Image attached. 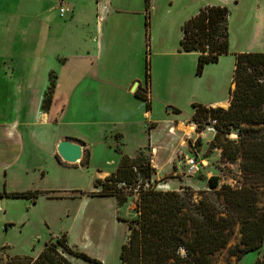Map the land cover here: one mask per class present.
<instances>
[{
    "label": "crops",
    "instance_id": "0c3cea01",
    "mask_svg": "<svg viewBox=\"0 0 264 264\" xmlns=\"http://www.w3.org/2000/svg\"><path fill=\"white\" fill-rule=\"evenodd\" d=\"M195 2L190 0L192 11L178 22L177 48L179 25L206 7ZM157 4L161 5L160 0H149L146 10L145 0H0V192L41 193L35 201L11 199L28 201L30 207L38 199L52 207L57 202L74 201L72 194L80 191L60 189V182L83 168L65 167L60 159L58 162L56 147L60 141H81L83 152L89 155V166L93 148L102 144L108 127L115 130L112 136L119 140L130 134L138 138L141 145L135 153L161 148L152 141L157 122L164 123L168 130L174 127L172 136L179 133L183 122L171 126V120L155 115L153 106L154 88L169 85H164L166 68H157L160 77L154 80L149 73L148 108L134 96L145 89L148 50L160 51L153 44L151 22ZM58 6L64 7V13L60 8L53 16L52 10ZM231 51L229 44V56H233ZM188 54L195 53H184L185 57ZM51 73L56 76L51 106L42 112ZM173 90L184 100L194 96L185 85L174 84ZM225 94L201 105L215 108L225 104L226 109L229 104ZM70 194L72 198L67 197ZM7 199L0 198V206L6 205ZM64 257L72 264L71 256Z\"/></svg>",
    "mask_w": 264,
    "mask_h": 264
},
{
    "label": "rangeland",
    "instance_id": "374dc122",
    "mask_svg": "<svg viewBox=\"0 0 264 264\" xmlns=\"http://www.w3.org/2000/svg\"><path fill=\"white\" fill-rule=\"evenodd\" d=\"M160 2L161 5L157 4L152 9L151 16L153 44H156L160 51L148 50L149 73L154 80L160 77L157 68H166L168 79H165L164 85L167 82L169 85L165 88H154L153 106L155 115L171 120V126L177 125L178 121L183 123L177 126L179 133L172 136L176 129L169 133L164 123L157 122L152 131V141L159 143L161 148L149 147L144 154L155 169L151 183L155 184L157 190L181 192L189 189L193 192V200L197 202L203 193L210 192L207 186L210 177L218 178V187L241 186L246 181L237 162L231 164L221 159V149L212 143L215 135L209 130L212 127L200 126L196 130V125L191 119L192 105L207 104L224 92L229 104L228 92L232 82L234 54L264 52V0L195 2L206 6H224L228 9L229 44L233 53V56L228 55L219 59L217 64L207 65L200 76L195 75L197 60L195 54H188L185 57L184 53L177 51V25L183 14L190 13L192 3L189 4L190 0ZM60 8L64 7L58 6L56 10L54 8L52 15L55 16ZM181 26L182 24L179 25L180 28ZM49 76L52 80L56 79L54 73ZM174 84L185 85V88L194 94L193 98L190 99L188 95L187 100H184L174 92ZM147 89L146 84L143 91L147 93ZM173 107H176L179 113L169 111V108ZM215 108L225 110V107ZM191 127H194V134H186ZM112 129L108 127L106 138L101 140L102 144L93 148L89 166H82L85 162V151L84 157L82 156L81 161L75 165L61 162L65 167L83 169L75 173L74 177L61 181L60 189H74L81 193L97 192V189L93 188L94 181L105 178L98 175L106 173L109 176L118 167L120 155L115 149L119 148L129 157L135 154L141 145L138 144L139 139L130 133L123 140L116 139L112 136L115 132L110 131ZM230 135L236 133L232 132ZM230 135L227 136L228 139H231ZM81 147L84 150V146ZM190 160H194L199 166V172L195 175L187 173ZM78 193L72 194L75 195L74 201L57 202L54 207L43 199H38L34 207H30L32 205L28 201L7 199L5 201L7 204L0 206V264H15L16 260L25 263V257L33 261L45 243L51 238L59 239L61 236H65L67 245L73 252L85 254L101 264H121L119 253L127 241L129 234L127 225L137 216L135 213L137 194L132 193L125 204L118 205L113 197L87 196L83 200L82 197L86 195L79 196ZM258 196L259 205L264 206V185L258 188ZM67 197L72 198L71 194ZM238 230L239 227L235 226L226 247L214 255V264L235 262V256H230L229 250L239 246ZM58 251H61L63 257L67 255L60 247ZM70 260L72 264H90L73 256ZM257 260L264 264V242L259 250L245 254L237 264H255Z\"/></svg>",
    "mask_w": 264,
    "mask_h": 264
},
{
    "label": "trees",
    "instance_id": "16d2710c",
    "mask_svg": "<svg viewBox=\"0 0 264 264\" xmlns=\"http://www.w3.org/2000/svg\"><path fill=\"white\" fill-rule=\"evenodd\" d=\"M145 3L148 10L149 0ZM228 18L226 7L206 6L182 25L178 49L182 53L197 54L196 76L202 74L205 66L217 64L221 57L230 54ZM54 79L49 76L40 107L42 112L50 109ZM148 81L149 65L146 62V84ZM231 86L227 109L193 104L191 119L196 130L200 126L214 129L212 143L221 149V159L231 164L237 162L246 178L241 186L218 187V178L210 177L207 180L210 192L203 193L195 202L189 189L181 192L157 190L151 183L155 169L144 151L129 157L116 148L115 152L120 155L116 170L104 179L94 181L93 188L97 192H79L90 197H113L118 205L125 204L132 193L137 194V216L128 222L127 241L119 253L121 264H214V255L226 247L235 226L239 227L240 242L239 246L229 250V255L235 256V262L227 264H237L245 254L261 248L264 206L259 205L258 188L264 185V52L234 54ZM134 96L149 107L144 91L136 92ZM173 112L179 113L177 109ZM232 132L236 133L235 140L227 138ZM66 140L83 145L79 140ZM88 163L86 153L82 166L87 167ZM40 194L3 191L0 198L35 201ZM58 247L84 262L101 264L85 254L73 252L65 236L45 244L33 261L25 257V263L16 260L15 264H70ZM255 264L261 263L257 260Z\"/></svg>",
    "mask_w": 264,
    "mask_h": 264
},
{
    "label": "water",
    "instance_id": "95a60500",
    "mask_svg": "<svg viewBox=\"0 0 264 264\" xmlns=\"http://www.w3.org/2000/svg\"><path fill=\"white\" fill-rule=\"evenodd\" d=\"M137 84L138 83H136L132 88V92L135 91ZM169 111H172V109L169 108ZM236 137V135H230L231 139ZM81 146L82 145H79V143L76 142L62 140L57 144L56 153L63 163L75 165L81 161L83 156V148Z\"/></svg>",
    "mask_w": 264,
    "mask_h": 264
},
{
    "label": "built area",
    "instance_id": "2783aa9c",
    "mask_svg": "<svg viewBox=\"0 0 264 264\" xmlns=\"http://www.w3.org/2000/svg\"><path fill=\"white\" fill-rule=\"evenodd\" d=\"M103 10H105V7H103ZM60 13L61 14H63L64 13V9H60ZM98 20L99 21H101L102 20V17L101 16H99L98 17ZM211 123H214V122H211ZM196 128V127H195ZM171 129H174V127H172V128H170L169 129V131L171 130ZM210 131H212V132H214V129L212 128V129H209ZM188 165H189V170H188V174L189 175H195L196 173H198L199 172V166H198V164H196V162L194 161V160H190L189 162H188ZM60 264H62V263H60Z\"/></svg>",
    "mask_w": 264,
    "mask_h": 264
},
{
    "label": "bare ground",
    "instance_id": "6f19581e",
    "mask_svg": "<svg viewBox=\"0 0 264 264\" xmlns=\"http://www.w3.org/2000/svg\"><path fill=\"white\" fill-rule=\"evenodd\" d=\"M223 106H225V104H218V105H217V107H223ZM184 127H185V126H184ZM172 130H174V129H171V130L169 131V133H170ZM190 133H193V134H194V127H191V130L186 132V134H190Z\"/></svg>",
    "mask_w": 264,
    "mask_h": 264
}]
</instances>
